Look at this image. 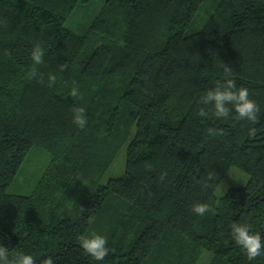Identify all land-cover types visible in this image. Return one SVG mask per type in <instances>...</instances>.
Segmentation results:
<instances>
[{
  "label": "trees",
  "instance_id": "1",
  "mask_svg": "<svg viewBox=\"0 0 264 264\" xmlns=\"http://www.w3.org/2000/svg\"><path fill=\"white\" fill-rule=\"evenodd\" d=\"M87 1L0 0V243L35 264H196L203 251L264 264L230 229L264 234V0H218L194 32L205 0H104L78 34L65 21ZM226 79L249 89L255 121L203 104ZM33 147L49 166L30 194L8 193ZM122 147L123 172L104 180ZM231 167L248 180L217 198ZM94 233L107 237L103 260L80 245Z\"/></svg>",
  "mask_w": 264,
  "mask_h": 264
},
{
  "label": "clouds",
  "instance_id": "2",
  "mask_svg": "<svg viewBox=\"0 0 264 264\" xmlns=\"http://www.w3.org/2000/svg\"><path fill=\"white\" fill-rule=\"evenodd\" d=\"M31 59L35 64L43 63V50L39 45L34 46ZM78 93L79 87L73 86L70 94L76 96ZM201 100L205 106L211 104L212 112L216 117H228L234 113L237 119L255 121L260 111V106L250 98L249 89L246 86H238L234 79L217 81L215 86L201 97ZM85 113L84 107L74 109L73 120L81 128L87 123ZM199 114L207 116L208 111L205 108H200ZM209 207L207 203L199 202L193 205L192 211L203 215L209 210ZM230 229L234 243L242 249L248 260L264 254V234L253 231L251 224L234 222ZM80 245L84 253L94 260H103L109 253L107 237L99 233L81 237ZM35 260L36 258L31 252L14 250L0 243V264H35ZM41 264H55V258L45 256Z\"/></svg>",
  "mask_w": 264,
  "mask_h": 264
},
{
  "label": "rangeland",
  "instance_id": "3",
  "mask_svg": "<svg viewBox=\"0 0 264 264\" xmlns=\"http://www.w3.org/2000/svg\"><path fill=\"white\" fill-rule=\"evenodd\" d=\"M103 1L104 0H88L85 3L78 5L66 19L65 27L78 34L84 33V28L89 25V21L95 15ZM217 1L218 0H205L199 12L188 27V32H194L201 29L209 15L212 13ZM49 164L50 156L46 151L37 147L31 148L12 178L8 187V193L15 195L30 194L35 189L38 181L45 173ZM124 164L125 152L122 147L113 159L103 179L105 180L110 177L119 176L123 172ZM247 180L248 177L243 172L235 167H231L217 187L215 196L219 198L231 188L243 187ZM213 262V255L203 251L196 264H213Z\"/></svg>",
  "mask_w": 264,
  "mask_h": 264
}]
</instances>
